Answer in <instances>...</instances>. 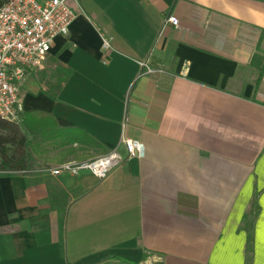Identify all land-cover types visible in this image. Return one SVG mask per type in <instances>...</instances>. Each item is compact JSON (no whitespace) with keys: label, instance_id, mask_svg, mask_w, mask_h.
I'll return each mask as SVG.
<instances>
[{"label":"crops","instance_id":"0c3cea01","mask_svg":"<svg viewBox=\"0 0 264 264\" xmlns=\"http://www.w3.org/2000/svg\"><path fill=\"white\" fill-rule=\"evenodd\" d=\"M73 2L22 111L97 140L75 159L126 155L123 136L143 155L102 181L0 172V264H264V0Z\"/></svg>","mask_w":264,"mask_h":264},{"label":"built area","instance_id":"2783aa9c","mask_svg":"<svg viewBox=\"0 0 264 264\" xmlns=\"http://www.w3.org/2000/svg\"><path fill=\"white\" fill-rule=\"evenodd\" d=\"M72 0H4L0 6V117L19 122L20 86L26 76L45 66L56 37L69 34L76 17ZM168 23L179 26V19L168 16ZM104 48L109 47L104 40ZM148 73L153 70L141 63ZM126 155L119 150L89 159H71L53 166L52 176L77 177L83 173L98 181L107 178L127 157L142 156L141 143L123 136Z\"/></svg>","mask_w":264,"mask_h":264},{"label":"trees","instance_id":"16d2710c","mask_svg":"<svg viewBox=\"0 0 264 264\" xmlns=\"http://www.w3.org/2000/svg\"><path fill=\"white\" fill-rule=\"evenodd\" d=\"M3 2L4 0H0V6ZM69 74L70 70L56 66L55 61L51 60L48 69L38 74V79L44 91L52 98H57ZM19 124L23 125L33 138L29 140L22 135L19 132ZM86 136L90 135H82L74 128L60 127L53 115L39 111H20L19 122H11L0 117V172L31 175L28 174L31 169V155L43 158L52 148L57 149L56 154L50 158L54 164H60L71 156L83 158L85 156L79 155L78 150L99 148L97 140L93 142L90 139L93 138L92 136L90 138ZM31 181L28 180L29 183ZM50 191L53 192V186ZM65 199H68V196H65ZM253 245L254 237L250 232L248 259L252 258ZM112 258L118 259L119 262L106 264H140L116 255Z\"/></svg>","mask_w":264,"mask_h":264},{"label":"rangeland","instance_id":"374dc122","mask_svg":"<svg viewBox=\"0 0 264 264\" xmlns=\"http://www.w3.org/2000/svg\"><path fill=\"white\" fill-rule=\"evenodd\" d=\"M74 0H72L70 3L71 5L74 6ZM19 132L22 135H25L29 140L32 137V135L28 132V130L21 124H19ZM30 152V151H29ZM57 152V149L52 148L47 155H45L43 158H38L35 155H31L30 157V162H31V169L30 172L28 174H45L46 172H48L53 166L58 165V164H54L50 161V158L52 156H54ZM31 154V153H30ZM71 159H75V157L72 156ZM68 160V159H67ZM65 160V161H67ZM61 164V163H60Z\"/></svg>","mask_w":264,"mask_h":264}]
</instances>
